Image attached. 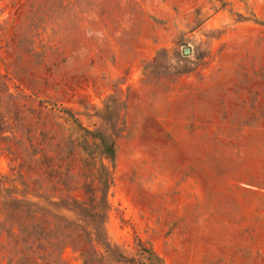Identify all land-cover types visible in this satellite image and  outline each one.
Here are the masks:
<instances>
[{
	"label": "rangeland",
	"instance_id": "374dc122",
	"mask_svg": "<svg viewBox=\"0 0 264 264\" xmlns=\"http://www.w3.org/2000/svg\"><path fill=\"white\" fill-rule=\"evenodd\" d=\"M81 128L116 151L103 232L63 211L43 264H264V0H0V264L15 199L93 202Z\"/></svg>",
	"mask_w": 264,
	"mask_h": 264
},
{
	"label": "trees",
	"instance_id": "16d2710c",
	"mask_svg": "<svg viewBox=\"0 0 264 264\" xmlns=\"http://www.w3.org/2000/svg\"><path fill=\"white\" fill-rule=\"evenodd\" d=\"M59 112L68 114L67 110H60ZM72 121L76 122L77 120L73 118ZM82 130L84 132V142L91 140V144L95 146L100 156L99 164H97L92 154L87 152L81 145H76L85 156L80 160L81 166L79 168L85 171L92 182L96 181L99 185L97 188L87 190L88 193H85L89 198L93 197V202L87 204V202L80 203L74 200L76 206L69 209L65 204V200H51L50 205L55 211L51 217V222L54 225L51 226L43 217V207L39 203L28 200L22 202L15 199L14 206L10 207L8 211V220H10L12 227L7 237L11 240L13 248L17 249L21 263L39 264L33 258L37 255V259L43 264L48 253L53 255L56 251L60 253L66 247H71L70 243L72 241H81L82 235L77 233L78 227L62 215L63 211L80 216L83 214V210H89L92 214L90 221L97 227L95 229L96 238H100L99 232H103V224L108 210L104 193L108 192L113 183L116 151L114 145L108 144L100 133H93L86 129ZM97 193L100 195L97 196ZM98 224H100L99 227ZM79 252L83 257V249H79Z\"/></svg>",
	"mask_w": 264,
	"mask_h": 264
}]
</instances>
